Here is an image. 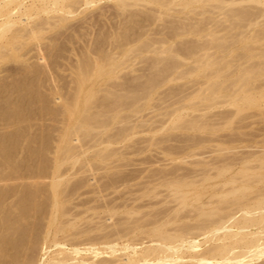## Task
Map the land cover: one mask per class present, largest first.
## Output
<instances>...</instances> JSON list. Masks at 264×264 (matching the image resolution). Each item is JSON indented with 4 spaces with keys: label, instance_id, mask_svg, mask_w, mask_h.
<instances>
[{
    "label": "rangeland",
    "instance_id": "rangeland-1",
    "mask_svg": "<svg viewBox=\"0 0 264 264\" xmlns=\"http://www.w3.org/2000/svg\"><path fill=\"white\" fill-rule=\"evenodd\" d=\"M0 2V117L5 115V111L12 112L17 103L27 106H23L26 109L20 113L23 115L19 118L20 122L8 124L0 118V135L20 130L30 138H37L36 142L41 137L50 141V144L46 142L49 144L44 154L46 162H43V156L42 159L36 158L34 164H26L24 159L28 152L25 153V148H21L17 154L19 166L15 173L10 169V176L0 158V192L9 193L5 196L2 208L10 215V220L18 217L23 204L21 202L28 195L33 196L27 199L32 198L30 201L35 204V210L26 213L23 219L27 229L23 233H27L28 237L23 236V233L18 235L19 238L25 237L20 239L21 243L33 239L30 247L28 242L23 243L26 248L19 251L22 253H19L21 259H18L19 248L13 250V244L10 245L12 250L6 248L4 250L7 252H3L4 264H29L31 260H34L32 264H55L62 256L73 261L83 259L96 264H101L107 256L113 259H109L110 263L106 258L110 264H126V258L138 259L141 256L139 254L151 245V229L164 226L163 229L169 228L170 233L180 224L183 226L193 222L196 226L202 219L201 215L211 209L212 214L218 211L215 215L217 218L224 215H221L224 217L222 221L239 212L232 218L234 220L242 214L240 211L252 208L257 199L264 198V0H260L261 4L245 2L233 5L234 11L244 10L245 13H242L245 16L247 14L248 18L243 24L233 21V24L239 25H234L236 27L231 24L233 19L224 14L225 10L207 0L199 3L195 1L189 8H183L181 0H172L167 5L128 0V5L125 4L127 8H121L122 4L117 0ZM227 7L226 10H232V6ZM173 30L184 33L177 35ZM218 38L228 43L223 46L224 49L211 48ZM207 46H211L210 49ZM189 48L193 53L184 54ZM240 69L252 72L254 76L238 88L233 85L234 81L232 84L229 81L231 78L237 80ZM107 71L111 73L106 75ZM219 74L223 76L219 77ZM150 78L157 81L154 82L155 86L152 85L154 87L148 89L151 86ZM213 82L222 83V87L228 83L233 85V89L231 87L228 91V88L220 90L219 96H231V92L237 90L233 98L244 92L251 99L235 104H215L210 100L211 94L205 92ZM236 82L240 83V79ZM246 87L250 89L243 91ZM133 92L137 93L136 98L130 97ZM89 96L93 103L91 111L96 117L87 120V128L80 127L81 104ZM207 96L208 99L202 100V97ZM118 97L125 99L126 105L130 103L137 107L136 110H132L131 106L127 107L130 110L118 109L117 118L111 121V115L114 114L111 111ZM75 102L78 103V109L70 117V108ZM104 102L108 104L107 108L98 106ZM201 103H209V106L205 108ZM201 108L207 110L203 113ZM104 111L106 114L103 116L101 112ZM191 116L206 120L202 130L178 128ZM105 120H109L106 128L96 127L98 122ZM202 120L199 123L204 122ZM207 121L208 124L213 123V129L208 130L210 124L206 126ZM122 129L126 131L127 137L121 141L119 134L118 137L115 135L124 132ZM112 135L115 139H106L112 138ZM235 137L236 141L233 139ZM39 142L33 145L40 146ZM101 153H114V156L102 159ZM40 159L43 168L38 167ZM204 161L214 165H207ZM223 163L231 165L224 166ZM257 164H261L260 167ZM206 168H209V172ZM203 170L206 174L200 173ZM253 175H259V179ZM6 176L10 177L9 180ZM3 177L7 181L4 179L3 182ZM54 181L59 182L58 188L51 185ZM169 181L172 182L168 184ZM241 189L245 191L241 192ZM260 189L261 195L257 191ZM234 191L236 193L232 194ZM230 199L238 201L233 203ZM239 200L244 202L239 203ZM236 210L239 211L235 213ZM263 210L264 207L261 211L264 214ZM172 216L175 219L172 220ZM173 224L174 228L171 229ZM206 235H202L203 239L199 237L202 243L199 242L201 246L196 250L202 252L218 243L212 235ZM18 236L16 242L19 241ZM92 245L100 252L96 256L83 251ZM72 249H81V253L75 255ZM191 254L188 251L184 257ZM261 255L245 256L227 264H264V249ZM14 256H18L17 263ZM99 257L102 260H98ZM149 257L155 259L157 256ZM87 258H91L88 259L90 261ZM181 264L191 263L186 259Z\"/></svg>",
    "mask_w": 264,
    "mask_h": 264
},
{
    "label": "bare ground",
    "instance_id": "bare-ground-1",
    "mask_svg": "<svg viewBox=\"0 0 264 264\" xmlns=\"http://www.w3.org/2000/svg\"><path fill=\"white\" fill-rule=\"evenodd\" d=\"M8 0H2V4L3 3H6ZM128 2V0H117V2H119L120 4H122V6H120L121 8L124 6H126L125 4H127V2ZM138 1H144V2H152V3H155V4H160V5H167V4H171L172 3V0H138ZM182 2H181V4H182V6H183V8H189L190 6H192V5H194V3H196L195 1H197L198 3H199V1H201V0H181ZM208 2H214L215 4H216V6L215 7H217V8H219V9H221V10H225L226 12L224 13L225 15H226V17H228V18H230V19H233L232 20V26H234V25H237V24H239V23H242V22H246L247 21V14H246V16H245V11L244 10H242V12L244 11V13H242V12H240L241 11V9L240 10H236V11H234V8H233V5H237V4H241V3H245V2H253V4L254 3H259V4H261L260 3V0H238V1H234V0H207ZM165 2V3H164ZM206 2V1H205ZM135 3V2H134ZM20 4L22 5V2H20ZM207 4V3H206ZM214 4V5H215ZM128 5V4H127ZM130 5V4H129ZM138 5V4H137ZM248 5V4H247ZM1 2H0V8H1ZM131 6V5H130ZM129 6V7H130ZM227 6H229V7H231L232 6V10L231 11H228V10H226V8H228ZM236 7V6H235ZM126 8H127V6H126ZM230 9V8H229ZM238 9V8H237ZM242 9H244V8H242ZM248 13V12H247ZM249 15V14H248ZM264 16V15H263ZM247 18V19H246ZM251 19H252V16H251ZM250 19V20H251ZM233 21H236V22H238L237 24H233ZM252 23V22H251ZM251 23L249 24V25H251ZM243 24V23H242ZM241 24V25H242ZM245 24V23H244ZM252 24H254V23H252ZM240 25V26H241ZM248 25V26H249ZM237 26H239V25H237ZM234 27H236V26H234ZM241 27H243V26H241ZM245 27H247V26H245ZM174 28V27H173ZM176 28V27H175ZM244 28V27H243ZM248 28V27H247ZM169 29V28H168ZM246 29V28H245ZM170 30H172V29H170ZM169 30V31H170ZM174 31V30H173ZM174 32H177L176 34L177 35H179V34H182V33H184L183 31H181V32H179V31H174ZM241 32H243V31H241ZM179 33V34H178ZM186 33H188V32H186ZM237 33V32H236ZM175 34V33H174ZM173 35V34H172ZM244 35V34H243ZM232 37H234V36H232ZM243 37V36H242ZM125 38H126V36H125ZM233 40V39H232ZM233 42L234 41H232V45H233ZM230 43V42H229ZM225 45H228V43L227 44H225V41H224V39H221V38H218V39H216V43H215V45H214V47H211V46H209V47H211V48H216V49H221V48H223V46L225 47ZM230 45V44H229ZM195 47H197V46H195ZM208 47V46H207ZM208 47V48H209ZM185 48H186V46H185ZM198 48V47H197ZM228 48V47H227ZM226 48V49H227ZM184 49V48H183ZM190 49L191 48H189V49H187L186 51H184L183 53L184 54H187L188 55V53H193V52H191L190 51ZM210 49V48H209ZM224 49V48H223ZM225 49V50H226ZM189 50V51H188ZM192 50V49H191ZM194 50H199V49H194ZM193 50V51H194ZM222 52L224 51V50H221ZM183 54V55H184ZM241 70V69H240ZM234 72V71H233ZM109 73H111L110 71H107L105 74L106 75H108ZM251 73L252 72H248L247 70H244V69H242L241 70V72H239V74H240V76H239V74L236 76V77H238L237 78V80L238 79H240V83H238L237 84V80L235 81V80H232V79H234V78H231V80L229 81V82H231V84L233 83V81L235 82V83H233V85L236 87V85L238 86V88H241V86H243V85H245L247 82H248V80L249 79H251V78H253V76L254 75H251ZM222 74V73H221ZM261 74V73H260ZM220 75V74H219ZM217 77H218V74L216 75ZM221 76H223V75H220L219 77H221ZM154 77V76H153ZM216 77V78H217ZM236 77H235V79H236ZM151 79V78H150ZM150 79H148V80H150ZM158 79V78H157ZM155 81H157L156 79L154 80V78L153 79H151L150 81H149V83H150V85L151 86H149V88L147 87L148 85H146V87L148 88V89H150V87L152 88V87H154L155 85L154 84H156V83H154ZM224 83V82H223ZM230 83H228V84H225L224 85V87H222V83H220V82H213L212 84H210V85H208V87L209 88H205L207 91H205V90H203V92L205 91V92H207V93H210L211 95H209L210 97H211V102L213 101L215 104H217V103H227V102H231V104H235L236 102H238V101H240V103H241V100L243 101H249V99H251V98H248V96H247V93H245V94H243L242 93V95L240 96H237V97H235L234 96V98H233V94L237 91L236 89H238V88H235V92H234V90L231 92V96H230V99L228 100V95H226V94H222L221 96H222V100H221V102H220V99H221V96H219L218 95V93L220 92V90H222V89H224V88H228L227 89V91L228 90H230L231 89V87H232V89H233V85H231ZM239 84H241V85H239ZM152 85H154V86H152ZM228 85V86H227ZM231 85V86H230ZM261 85V84H260ZM225 86H227V87H225ZM250 87V86H249ZM249 87H246V88H244L245 90H243V91H246V89H247V91L251 88H249ZM147 88H146V90H147ZM230 88V89H229ZM202 90H201V93H203L202 92ZM209 90V91H208ZM256 90V89H255ZM226 92V91H225ZM251 94V93H250ZM253 94H255V93H253ZM257 94V93H256ZM252 95V94H251ZM146 96H147V94H146ZM204 96V95H203ZM209 96H207L206 98H204V97H202V98H200V99H202V100H206V99H208L209 98ZM220 98H219V97ZM255 96V95H254ZM130 97L131 98H136L137 97V93L136 92H133L132 94H130ZM199 97V96H198ZM223 97H226L227 99H223ZM91 99V96H89V97H87V98H85L84 100H83V102H82V107H83V109H82V114H81V116H80V118H79V122H80V127H83V126H85L86 128L88 127L87 126V120L88 119H92V118H94V117H96L95 115V113H93L92 111H91V109L93 108V103H92V101L90 100ZM216 99H219V101L218 100H216ZM124 100L125 99H123L122 97H118V99L116 100V102L114 103V109L111 111V112H114V114L113 115H111V121L112 120H115L116 118H117V114H118V109H129L130 108V106L131 105H126L127 104V102L126 103H124ZM182 100V99H181ZM201 100V101H202ZM224 100V101H223ZM228 100V101H227ZM179 101V100H178ZM200 101V100H199ZM218 101V102H217ZM23 102V101H22ZM78 102V101H77ZM77 102H75V104L73 105V107L72 108H70V111H71V114H70V117H72V115L74 114V112H75V110L76 109H78V103ZM211 102H209L210 104H211ZM20 103H21V101H20ZM25 103V102H24ZM105 103V102H104ZM197 102H195L194 104H196ZM208 103V104H209ZM214 103L213 104H211L212 106L214 105ZM131 104H133V103H131ZM203 103H201V105H202ZM206 104V103H205ZM208 104H206L207 106H209ZM238 104V103H237ZM250 104V103H249ZM251 104H253V103H251ZM26 104H16L15 105V108H14V110L12 111V112H8V111H5V115L3 114L1 117H2V119H4V120H6L7 122H8V124H10V122L11 123H15L16 121L18 122L19 121V118L21 117V116H23L22 114L20 115V113H23V111L27 108V106H25ZM200 105V104H199ZM200 105V106H201ZM206 105H204L203 104V106L206 108ZM23 106H25L26 108H24ZM95 106V105H94ZM98 106H101V107H104V109L105 108H107V106H108V104L107 103H105V104H99ZM135 106H136V104H135ZM216 106V105H215ZM232 106V105H231ZM238 106H240V104L238 105ZM243 106H245V105H243ZM242 106V107H243ZM246 106H247V104H246ZM112 107V106H111ZM127 107H129V108H127ZM133 107V108H132ZM137 107V106H136ZM136 107H134V104L131 106V109L133 110V109H135L136 110ZM199 107V106H198ZM211 107V106H210ZM248 107V106H247ZM175 108V107H174ZM194 108V107H193ZM212 108V107H211ZM170 109H172V108H170ZM196 109V108H195ZM201 109H203V108H201ZM236 109V108H235ZM130 110V109H129ZM131 110V111H132ZM177 110H178V108H177ZM207 110V109H203V113L205 112V111ZM210 110V109H209ZM230 110V109H229ZM102 111V110H101ZM168 111V110H167ZM174 111V109L171 111V112H173ZM181 111V110H180ZM179 111V112H180ZM202 111V110H201ZM232 111H234V109L232 110ZM169 112H170V110H169ZM169 112H167V113H169ZM179 112H178V114H179ZM182 112V111H181ZM180 112V113H181ZM184 112V111H183ZM213 112V111H212ZM240 112V111H239ZM164 113H165V111H164ZM219 113V112H218ZM233 113V112H232ZM97 114H100V112H98ZM101 114H103V116L106 114V112L104 111V112H101ZM166 114V113H165ZM164 114V115H165ZM175 114V113H174ZM188 114V113H187ZM207 114V113H206ZM236 114H238V110L236 111ZM204 115V114H203ZM214 115V114H213ZM232 115V114H231ZM176 116V115H175ZM180 116V115H179ZM182 116H183V114H182ZM189 116V115H188ZM196 116H197V114H196ZM194 117L195 118V120H194V118H192V116H191V118L193 119V120H191V118H190V120H187L186 122H182V124L180 125V126H178V128H183V129H192V130H194V131H200V130H202L203 128H204V123H205V121L206 120H202V119H198L199 117ZM0 117V118H1ZM201 117H203V116H201ZM200 117V118H201ZM22 119H23V117H22ZM197 119V120H196ZM169 120V119H168ZM199 120H202V121H204V122H202V123H199ZM208 120V119H207ZM210 120V119H209ZM173 121H175V120H173ZM211 121H213V120H211ZM20 122V121H19ZM97 123V122H96ZM160 123V122H159ZM108 124H109V120L107 121V120H105V121H100V122H98V125H96V127H100V128H106L107 126H108ZM156 124V123H155ZM155 124L153 125V126H155ZM210 124V128L208 129V127H206L208 130H211V129H213V127H214V125H213V127H212V124H211V122L209 123ZM209 124H208V121H207V124H205L206 126L208 125L209 126ZM216 125V124H215ZM92 126V125H91ZM157 126H160V125H157ZM217 126V125H216ZM212 127V128H211ZM127 128V127H126ZM177 128V127H176ZM128 129V128H127ZM127 129H125V130H127ZM152 129V128H151ZM207 129H204V130H207ZM215 129V128H214ZM123 130V129H122ZM121 130V131H122ZM175 130V129H174ZM191 130V131H192ZM120 131V130H119ZM124 131V130H123ZM128 132V131H127ZM211 132V131H210ZM129 133H133V132H129ZM129 133H128V135H129ZM43 134H48V133H43ZM117 135H115L116 137H118V134H119V139L122 141V138L123 137H127V133H126V131H124V132H119V133H116ZM237 134V133H236ZM214 135V134H213ZM41 136V135H40ZM45 136V135H44ZM114 135H112V138L110 137H108V138H106L107 140H109V141H112V139H115L114 137H113ZM130 136V135H129ZM193 136V135H192ZM196 136V135H195ZM239 136V135H238ZM46 137H48V135H46ZM180 137V136H179ZM190 137V136H189ZM203 137V136H202ZM205 137V136H204ZM203 137V138H204ZM211 137V136H210ZM216 137H217V135H216ZM216 137H214L215 139H216ZM70 138V137H69ZM166 138V137H165ZM183 138V137H182ZM191 138V137H190ZM197 138V137H196ZM202 138V139H203ZM206 138V137H205ZM237 137H235V138H233L235 141L237 140L236 139ZM37 139V138H36ZM35 138H30L29 136H27L26 134H24L23 132H21L20 130H17V131H14V132H12V133H7V134H2V135H0V158L3 160V162H4V164H5V166H6V168H5V166H4V168L5 169H8V171L6 170V172H7V174H8V176H10V169H11V171H13L14 173L16 172V170H17V168H18V166H19V158L17 157V154L19 153V150L21 149V148H25V153H26V151L28 152L27 153V156H26V158L24 159V162H26V164H29L30 165V163L32 164H34L35 162H36V158H38V157H40L41 159L43 158V156H44V154H46L45 152L46 151H48L47 150V148L49 147V142L50 141H47V139H42V137H41V140L43 141H41L39 138V140H38V142L39 141H41V143H40V146L39 145H36V147L34 146L36 143L38 144V142H36L37 140H36ZM117 139V138H116ZM125 139V138H124ZM161 139V138H160ZM200 139H201V137H200ZM207 140L209 139V137H207L206 138ZM206 139L204 140V141H206ZM36 140V141H35ZM166 140V139H165ZM179 140V139H178ZM211 140V139H210ZM212 140H213V138H212ZM232 140V139H231ZM233 140V141H234ZM241 140V139H240ZM243 140V139H242ZM106 141V140H105ZM115 141H117V140H115ZM114 141V142H115ZM180 141V140H179ZM198 141V140H197ZM202 141V140H201ZM222 141V140H221ZM46 142H48L49 144H47ZM102 142H104V141H102ZM161 142V141H160ZM182 142V141H181ZM184 142V141H183ZM194 142V141H193ZM199 142V141H198ZM208 142V141H207ZM107 143V142H106ZM109 143H111V142H109ZM108 143V144H109ZM113 143V142H112ZM116 143V142H115ZM158 143V142H157ZM34 144V145H33ZM153 144V143H152ZM199 144V143H198ZM48 145V146H47ZM154 145H156V144H154ZM183 145V144H182ZM38 146V147H37ZM173 147V146H172ZM173 148H175V145H174V147ZM178 148V147H177ZM182 148V147H181ZM248 148V147H247ZM167 150V149H166ZM168 150H170L169 148H168ZM172 150V149H171ZM192 151V150H191ZM199 151V150H198ZM197 151V152H198ZM240 151V150H239ZM170 152V151H169ZM178 152H179V148H178ZM237 152V151H236ZM241 152V151H240ZM244 152H246V151H244ZM115 153V152H114ZM114 153L112 154L111 153V155H107V154H105V153H101L100 154V157L102 158V159H104V158H106V157H110V156H114ZM174 153V152H173ZM176 153V152H175ZM188 153V152H187ZM193 153V152H192ZM191 153V154H192ZM199 153V152H198ZM197 153V154H198ZM243 153V152H242ZM247 153V152H246ZM104 156H103V155ZM195 154V153H194ZM200 154V153H199ZM198 154V155H199ZM252 154V153H251ZM250 154V155H251ZM255 153H253V155H254ZM107 155V156H106ZM171 155V154H170ZM196 155V154H195ZM245 155V154H244ZM243 155V156H244ZM252 155V156H253ZM259 155V154H258ZM263 155V154H262ZM228 156V155H227ZM237 156V155H236ZM243 156H241L242 158H244V159H246V157H243ZM247 156V155H246ZM264 156V155H263ZM46 156H44V158L42 159V160H44L45 159V161H43V162H46V158H45ZM220 157V156H219ZM222 157V159H226V158H224V156H221ZM241 157H240V159H241ZM248 157H250V156H247V158ZM217 158V157H216ZM234 158H235V156H234ZM252 158V157H251ZM39 159V158H38ZM40 159V160H41ZM218 159V158H217ZM217 159H216V161H217ZM232 159V158H231ZM238 159V158H237ZM255 159V158H254ZM42 160L40 161V163H37V164H39V166L36 164V166H38L39 168H43V166L42 165H44V164H42L41 165V162H42ZM212 160V159H211ZM210 160V161H211ZM242 160V159H241ZM256 160H257V157H256ZM259 160V159H258ZM33 161H35V162H33ZM39 161V160H38ZM37 161V162H38ZM198 161V160H197ZM197 161H194V162H197ZM203 161V160H202ZM209 161V160H208ZM215 161V160H214ZM213 161V162H214ZM219 161H220V158H219ZM224 161V160H223ZM226 162H227V160H225ZM224 161V162H225ZM232 162H233V160H231ZM239 161V160H238ZM264 161V160H263ZM59 162V161H58ZM202 163L201 161H198V163ZM205 163H206V161H204ZM221 162V161H220ZM231 162V164H233ZM197 163V164H198ZM209 163V162H208ZM208 163H206L207 165H208ZM235 163V162H234ZM209 164H213L214 165V163H209ZM222 164V163H221ZM224 164V163H223ZM228 164H230V163H228ZM227 164V165H228ZM230 164V165H231ZM245 164V163H244ZM247 164V163H246ZM259 164V163H258ZM258 164H257V166H258ZM263 165H264V163H262ZM41 165V166H40ZM219 165V164H218ZM226 164H224V166H225ZM226 165V166H227ZM248 165V164H247ZM251 165H253V164H250V166ZM261 165V164H260ZM260 165L258 166V167H260ZM223 166V167H224ZM229 166V165H228ZM257 166H254V167H257ZM176 166H174V168H175ZM215 167V166H214ZM245 167V166H244ZM247 168H249V166H246ZM253 167V168H254ZM264 167V166H263ZM263 167H261V168H263ZM182 168V167H181ZM210 168V167H209ZM209 168H208V170H209ZM252 168V167H251ZM172 169V168H171ZM194 169H197V168H194ZM203 169V168H202ZM220 169V168H219ZM218 169V170H219ZM173 170V169H172ZM178 170V169H177ZM193 170V169H192ZM205 170H207V168L205 169ZM207 170V171H208ZM213 170V169H212ZM217 170V169H216ZM257 170V169H256ZM182 171V170H181ZM180 171V172H181ZM215 171V170H214ZM12 172V173H13ZM164 172H166V171H164ZM171 172V171H170ZM174 172H176V171H174ZM178 172V171H177ZM188 172V171H187ZM190 172V171H189ZM206 171H204L203 170V172H201L200 171V173L202 174H204ZM209 172V171H208ZM223 172H224V170H223ZM223 172H221V173H223ZM225 172H226V170H225ZM167 173V172H166ZM211 173V172H210ZM213 173H215V172H213ZM220 173V172H219ZM201 174H199V175H201ZM206 174V173H205ZM212 174V173H211ZM245 174V173H244ZM170 175H171V173H170ZM180 175V174H179ZM197 175H198V172H197ZM220 175V174H219ZM246 175V174H245ZM8 176H6L5 178H7ZM160 176V175H159ZM163 176V175H162ZM195 176V175H194ZM253 176H257V178L259 177V175H253ZM261 176V175H260ZM262 176H264L263 174H262ZM158 177V176H157ZM176 177V176H175ZM175 177H172V178H174L173 180H175ZM188 177V176H187ZM190 177V176H189ZM200 177H203V175L202 176H200ZM199 177V178H200ZM233 177V176H232ZM250 177H251V175H250ZM4 177H3V182L6 180L7 181V179H5ZM9 178L10 177H8V180H9ZM162 178V177H161ZM165 178V177H164ZM171 178V179H172ZM179 178V177H178ZM183 178V177H182ZM252 178H254V177H252ZM5 179V180H4ZM254 179H256V177L254 178ZM259 179V178H258ZM263 179H264V177H263ZM2 179L0 178V182H2L1 181ZM162 180V179H161ZM168 180V179H167ZM169 180H170V178H169ZM178 180V179H177ZM193 180V179H192ZM200 180H201V178H200ZM200 180H198V181H200ZM250 180H251V178H250ZM160 181V180H159ZM196 182H197V180H195ZM206 181H207V179H206ZM253 181V180H252ZM255 181V180H254ZM172 181H169V182H167L168 184L169 183H171ZM178 182V181H177ZM181 182H182V180H181ZM187 182H190V181H187ZM191 182H193V181H191ZM255 182H257V181H255ZM166 183V184H167ZM173 183H175V182H173ZM199 183V182H198ZM229 183V182H228ZM251 183H253V182H251ZM250 183V184H251ZM247 184V183H246ZM261 184V183H260ZM53 187H57L58 185H59V182L58 181H54L52 184H51ZM50 185V186H51ZM191 185V184H190ZM170 186H172V185H170ZM212 186V185H211ZM180 187H181V185H180ZM187 187V186H186ZM185 187V188H186ZM197 187V186H196ZM248 187V186H247ZM58 188V187H57ZM175 188V187H174ZM184 188V187H183ZM240 188V187H239ZM242 188H243V186H242ZM249 188V187H248ZM53 190H54V188H52ZM178 189V188H177ZM219 189V188H218ZM224 189V188H223ZM1 190H3V189H1ZM32 190V189H31ZM233 190H235V189H233ZM242 190V189H241ZM174 191V190H173ZM236 191H237V188H236ZM240 191V190H239ZM243 191H245V189L244 190H242L241 192H243ZM257 191H260V194L259 195H261V189L260 190H257ZM2 192V193H1ZM0 192V264H4V259H2V256H4V254H3V252L5 253V251L7 252V250H4V249H9L10 248V245H12L13 244V246H14V248H13V250L15 249L16 250V248H19V250H18V255H19V258L18 259H21V253L22 252H19L20 250H22V248L23 247H25L26 245H22L23 243H27L28 242V246L30 247V245H31V241H33V239L30 241V239L28 240H23V241H25V242H23V243H21V241H20V239L22 240V238H21V236H20V238H19V234H22L23 232L25 233V230L27 231V229H26V226L24 225V223H23V219L25 218V215H26V213L28 214V213H32V212H30L31 210H35L34 208H35V204L33 205V203L31 202L32 201V198L30 199H27L28 197H30L31 196V194L30 195H28V197H26V199H23L22 201L23 202H21V203H23L22 205H21V208L19 209V211H20V214L18 215V217L15 219V220H10V215L7 213V212H5L4 210H3V208H2V204L4 203V200H5V196H7V195H9V193L6 195V194H4L3 193V191H1ZM6 192V191H5ZM55 192V191H54ZM26 193H28V192H26ZM32 193V192H31ZM230 193V192H229ZM232 194H234V193H236L235 191L234 192H231ZM258 193V192H257ZM57 194H59V193H57ZM181 194V193H180ZM216 194V193H215ZM221 194V193H220ZM225 194H228V193H225ZM26 195V194H25ZM24 195V196H25ZM55 195V194H54ZM183 196H185V194L183 193L182 194ZM222 195H224V193L222 194ZM258 195V194H257ZM213 196H215V195H213ZM212 196V197H213ZM239 196V195H238ZM31 197H33V196H31ZM176 197H179V195L178 196H176ZM212 197H210V198H212ZM242 197V196H241ZM252 197V196H251ZM250 196H249V198H251ZM253 197H254V194H253ZM218 198V197H217ZM255 198V197H254ZM244 199V198H243ZM247 199H248V197H247ZM247 199H246V201H247ZM26 200V202H24ZM27 200H31L30 202H28ZM245 200V199H244ZM258 201L254 204V206H252V208H250V209H248V210H242V211H240V212H242V214L238 217V218H240V219H238V218H236V219H238V220H236V219H234L236 222H234V220L232 219L233 217L235 218V216L239 213H237L236 215H234V216H232V217H230L229 219L227 218V220H225V221H222V218H224V217H222V216H224V215H219L218 216V218L215 216L216 215V212H218V211H216L215 212V214H212V212H213V210L211 209L210 210V212H206V213H204V214H202L201 215V217H202V219L200 218L199 219V221H200V223L199 222H197V224H196V226H195V224L192 222V223H190V224H184L183 226H182V224H180V225H178V226H175V230H173V232H170L169 233V228H168V230H165V229H163V227L164 226H159V227H157V228H154V230L153 229H151L152 230V233H151V240H150V246L148 245L145 249H144V251L142 252V254H139V253H137L136 252V254H139V255H141L138 259H131V257L130 258H126L127 260L126 261H128V262H126V264H135L136 262H137V264L138 263H141V264H168L169 262L170 263H172V264H181V263H183L186 259H188L189 261H190V263L191 264H224V263H228V262H231V261H234V260H238V259H241V258H243V257H251V256H256V257H258V256H260L262 253H263V249H264V214H263V212H261L262 211V208L264 207V198L263 199H257ZM209 201V200H208ZM238 200H236V199H233V201H231V199H230V202H233V203H236ZM241 200H239V203H242V202H244V201H241ZM34 202V201H33ZM210 202V201H209ZM32 203V204H31ZM208 203V202H207ZM251 203V202H250ZM180 204V203H179ZM225 204V203H224ZM188 205V204H187ZM204 205V204H203ZM244 205H245V203H244ZM248 205V204H247ZM180 206V205H179ZM219 206V205H218ZM227 206V205H226ZM228 206H230V205H228ZM183 207V206H182ZM224 207V206H223ZM241 207V206H240ZM240 207H238L239 209H240ZM233 208V207H232ZM237 208V209H238ZM179 209V208H178ZM177 209V210H178ZM219 209H221V208H219ZM234 209H236L235 207H234ZM215 210V209H214ZM221 210H223V209H221ZM241 210V209H240ZM237 211H239V210H236L235 211V213L237 212ZM264 211V210H263ZM188 212V211H187ZM169 213H170V211H169ZM175 213V212H174ZM190 213V212H189ZM225 213V212H224ZM179 214V213H178ZM228 214V213H227ZM234 214V213H233ZM170 215V214H169ZM176 215V214H175ZM186 215H187V213H186ZM185 215V216H186ZM230 215H232V214H230ZM183 217V215H180V217ZM198 216H200V215H198ZM215 216V217H214ZM221 216V217H220ZM226 216V215H225ZM163 217V216H162ZM177 217V216H176ZM189 217H191V216H189ZM226 217H228V216H226ZM172 218V220L173 219H175V216H174V218H173V216L171 217ZM171 218L170 219H168L169 221L171 220ZM179 218V217H178ZM184 218V217H183ZM233 220V221H230V220ZM156 220V219H155ZM224 220V219H223ZM154 221V220H153ZM162 221V220H161ZM151 222V221H150ZM154 222H156V221H154ZM176 222H178V221H176ZM161 223V222H160ZM170 223V222H169ZM187 223V222H186ZM152 224H154V223H152ZM158 224V223H157ZM165 224V223H164ZM174 224H176V223H174ZM174 224H173V227H171V229H173L174 228ZM178 224V223H177ZM167 225V224H166ZM125 226L126 225H124V229H125ZM130 227H131V225H129ZM141 226H144V225H141ZM181 226V228H179ZM185 226V227H184ZM189 226V227H188ZM192 226H195V227H192ZM120 227V226H119ZM129 227V228H130ZM133 227H134V225H133ZM137 227H139V226H137ZM149 227V226H148ZM134 228H136V227H134ZM153 228V227H152ZM179 228V229H178ZM128 229V228H127ZM138 229V228H137ZM113 230V229H112ZM117 230V229H116ZM130 230V229H129ZM114 231V230H113ZM112 231V232H113ZM118 231V230H117ZM123 231V230H122ZM143 231H144V229H143ZM147 231V230H146ZM193 231H195L196 233H193ZM124 232V231H123ZM128 232V231H127ZM24 233L22 234L23 236H25L26 238L28 237V235H27V233H26V235H24ZM108 233V232H107ZM111 233V232H110ZM109 233V234H110ZM113 233H116L115 231L113 232ZM122 233V232H121ZM124 233H126V232H124ZM132 233V232H131ZM210 234V235H212V238L214 239V241H216V242H218V243H216V245L214 244V246H211L210 245V247L208 248V249H206V250H204V251H202V252H200L199 250H196V248L197 247H199V246H201L200 245V243H202L200 240H199V237H202V235H205V234ZM217 233H220L219 235H217ZM106 234V233H105ZM104 234V235H105ZM112 234V233H111ZM118 234V233H117ZM123 234V233H122ZM148 234H149V232H148ZM102 235V234H101ZM127 235V234H126ZM208 235H206V237L208 236ZM210 235H209V237H210ZM16 236H18V238H19V241L18 242H16V240H17V238H16ZM122 236H124V235H122ZM24 237V238H25ZM102 237H103V235H102ZM109 236H107L106 238H108ZM117 237V236H116ZM120 238H121V235L119 236ZM147 237H148V235H147ZM205 237V238H206ZM23 238V239H24ZM95 238H98V236H96ZM106 238H104V239H106ZM118 238V237H117ZM117 238L115 239V240H117ZM136 238V237H135ZM212 238H211V240H212ZM140 239V238H139ZM145 239H146V237H145ZM149 239V238H148ZM202 239H203V237H202ZM209 239V238H208ZM207 239V240H208ZM36 240V238L34 239V241ZM91 240V239H90ZM97 240H100V238L99 239H97ZM103 240V239H102ZM114 240V241H115ZM206 240V239H205ZM29 241H30V243H29ZM93 241H94V239H93ZM93 241H91V242H93ZM109 241L111 242V238L109 239ZM137 241H138V239H137ZM142 241V240H141ZM21 244H20V243ZM95 242H99V241H95ZM110 242H109V244H110ZM112 242H113V240H112ZM134 242V241H133ZM143 242V241H142ZM149 242V241H148ZM200 242V243H199ZM203 242H204V240H203ZM84 243V242H83ZM82 243V244H83ZM123 243V242H122ZM126 243H128V242H126ZM144 243V242H143ZM155 243V245H153ZM22 246H20V245ZM30 244V245H29ZM37 244V243H36ZM36 244H35V246H36ZM55 244H57V243H55ZM91 244V243H90ZM112 244V243H111ZM145 244V243H144ZM148 244V243H147ZM33 245H34V243H33ZM100 245V244H99ZM108 245V244H107ZM106 245V246H107ZM126 245V244H125ZM134 245V244H133ZM21 248H20V247ZM28 246H27V248H28ZM44 246V245H43ZM55 246V245H54ZM58 246H59V244H58ZM90 246V245H89ZM96 245H94V247H95ZM116 246V245H115ZM120 246H121V244H120ZM33 247V246H32ZM60 247H61V245H60ZM79 247V246H78ZM103 247H105V246H103ZM114 247V246H113ZM122 247V246H121ZM124 247V246H123ZM130 247V246H129ZM26 248V247H25ZM107 249H112V247H106ZM139 248V247H138ZM141 248V247H140ZM139 248V249H140ZM50 249V248H49ZM74 249V248H73ZM72 249V250H73ZM77 249V248H76ZM98 249V248H97ZM97 249L96 248H93V245H92V247H89V248H85L83 251L85 252V253H87L88 252V254H89V252H91L94 256H96L98 253H100V252H97ZM129 249V248H128ZM10 250H12L11 248H10ZM81 250V249H80ZM80 250L78 249V250H73L74 252H72V253H74L75 255H79L81 252H80ZM104 250V249H103ZM102 250V251H103ZM106 250V249H105ZM124 250V249H123ZM127 250V249H126ZM22 251H24V249L22 250ZM82 251V252H83ZM99 251H100V248H99ZM114 251H115V249H114ZM121 252H122V250H120ZM133 251V250H132ZM139 251V250H138ZM192 252V254L191 255H189L188 257H184V254H186V252ZM68 252H71V251H68ZM110 252H111V250H110ZM129 252V251H128ZM127 252V253H128ZM140 252V253H141ZM20 253V254H19ZM24 253V252H23ZM46 253V252H45ZM84 253V254H85ZM105 253H107V252H105ZM124 253V252H123ZM122 253V254H123ZM135 253V252H134ZM196 253V254H195ZM3 254V255H2ZM70 254V253H69ZM117 254H119V253H117ZM129 254V253H128ZM23 255V254H22ZM73 255V254H72ZM109 255V254H108ZM114 255V254H113ZM125 255V254H124ZM127 255V254H126ZM130 255V254H129ZM157 256V257H155V259H148V257L150 256ZM36 256V255H35ZM34 256V257H35ZM92 256V255H91ZM115 256V255H114ZM123 256V255H122ZM131 256V255H130ZM261 256H263V255H261ZM16 256H14V260H16L17 259V257L15 258ZM34 257H32V258H34ZM90 257V256H89ZM119 257V256H118ZM135 257V256H134ZM138 257V256H137ZM149 257V258H150ZM4 258H5V256H4ZM32 258H28L29 260H31ZM42 258H44V257H42ZM78 258H80V257H78ZM106 258L108 259V257L106 256ZM105 258V261H104V259H103V261H101L102 259L99 257L98 258V260L99 259H101L100 261H101V264H105L106 262H107V259ZM123 258V257H122ZM122 258H120V259H122ZM136 258V257H135ZM88 259H91V258H87V260ZM96 259H97V257H96ZM110 259V258H109ZM108 259V261L111 263V261H113V259L110 261ZM116 259V258H115ZM118 259V258H117ZM3 260V261H2ZM43 260V259H42ZM77 260V259H76ZM86 260V259H85ZM123 260V259H122ZM32 261V262H31ZM31 261H29V264H32V263H34V260H31ZM88 261H90V260H88ZM117 261V260H116ZM124 261H125V259H124ZM16 263H17V260L15 261ZM97 262V261H96ZM99 262V261H98ZM103 262V263H102ZM105 262V263H104ZM109 262H107V264L109 263ZM115 262V261H114ZM38 263H40V262H38ZM109 263V264H110ZM188 263V262H187ZM55 264H96V263H94V262H92V263H88L87 261H84L83 259L81 260L80 259V261H73V259H70V258H68L67 256H62L61 258H59L58 260H56V263ZM114 264H121V263H114ZM125 264V263H124ZM262 264V263H261Z\"/></svg>",
    "mask_w": 264,
    "mask_h": 264
}]
</instances>
